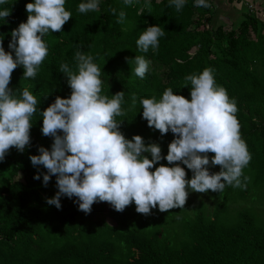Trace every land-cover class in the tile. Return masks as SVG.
Segmentation results:
<instances>
[{
	"label": "trees",
	"instance_id": "obj_1",
	"mask_svg": "<svg viewBox=\"0 0 264 264\" xmlns=\"http://www.w3.org/2000/svg\"><path fill=\"white\" fill-rule=\"evenodd\" d=\"M31 2L34 0H7L0 5V10L11 9L6 20L0 19V39L6 52L11 51V32L26 22L25 5ZM82 2L87 0H66L65 8L72 18L62 32L50 31L44 36L48 55L36 78L23 79L22 66L11 76L9 88L17 96L28 88L38 104L30 146L23 153L11 148L0 162V264H264L262 10L252 4L251 9L235 10L238 16L225 31L222 26L205 28V24H212V17L205 18L208 9L196 7L195 0H186L180 11L170 6V0H149L151 9L144 7L142 15L137 13L145 0H135L131 6L124 0H99L98 10L80 13L77 9ZM111 9H116V15ZM121 11L126 14L122 24L117 23ZM153 25L164 30L159 47L155 52H141L136 41ZM77 51L90 54L100 68L103 95L111 98L124 91L121 107L125 115L116 118L123 121L120 131L124 136L131 139L140 135L146 145L159 144L163 157L175 136L171 131L162 136L148 127L140 99L154 96L159 100L165 89L172 88L174 94L190 100L191 84L187 82L185 87L184 78L212 68L216 85L224 87L236 101L241 138L252 157L242 170V186L226 184L218 193L209 190L204 194L211 198L210 204L191 199L189 189L183 209L160 212L157 206L150 215L137 213L134 202L123 212L112 206L106 210L107 202H96L89 214L79 210L76 197L62 196L60 209L47 204V198L58 191L56 177L52 176L45 187L43 174L47 170L34 166L30 156L39 155L40 146L51 150L53 138L42 134L40 111L57 96L70 97L67 78L59 67L67 63L76 71ZM135 56L151 61L143 79L134 73ZM145 155L151 159L150 153ZM208 155L211 159L214 154ZM161 164L175 166L162 159L151 170ZM180 166L190 180L191 170L182 163ZM219 171L220 166H209L210 173ZM19 173L23 181L15 180ZM37 174L39 180L34 179Z\"/></svg>",
	"mask_w": 264,
	"mask_h": 264
},
{
	"label": "clouds",
	"instance_id": "obj_2",
	"mask_svg": "<svg viewBox=\"0 0 264 264\" xmlns=\"http://www.w3.org/2000/svg\"><path fill=\"white\" fill-rule=\"evenodd\" d=\"M134 0H124L133 5ZM7 0H0V5ZM66 0H34L25 5L26 22H21L11 32L6 52L0 39V162L4 161L11 148L23 153L31 144L32 118L37 113V96L24 88L20 96L9 88L13 71L22 66L23 79H35L37 71L48 55L44 36L62 32L63 26L72 18L65 8ZM186 0H170V6L182 10ZM196 7L210 8L207 0H195ZM145 4L138 11L143 14ZM99 8V0H87L78 5L77 11L87 13ZM116 15V9H111ZM11 9L0 10V19L6 20ZM126 14L119 12L117 23L124 22ZM164 35L158 25L142 31L137 47L147 53L159 47V38ZM14 52V56H13ZM76 71L67 63H61L59 72L67 78L71 89L69 98L57 96L55 101L40 114L42 134L52 137L51 150L40 146L39 155L30 156L34 166H43V185L46 187L52 176L56 177L58 191L47 198V204L61 208V197H76L78 208L89 214L96 202H107L117 212L133 202L136 212L150 215L151 210L160 212L183 209L189 195L194 192H222L225 185L241 187L242 170L251 161L246 142L241 138L240 124L236 118V101L230 99L227 90L216 85L214 70L206 67L200 74H191L184 79L190 82V97L174 94L172 88L164 90L159 100L156 97L141 98L142 118L148 127L161 135L169 131L175 138L168 145L166 157L161 155L159 144L146 145L143 137L134 135L127 139L120 131L125 115L121 105L124 91L109 98L102 94L101 70L90 54L75 53ZM134 73L143 79L148 73L150 60L135 56ZM133 105L136 97H132ZM62 133V134H61ZM145 153H150L151 159ZM209 153L214 154L211 159ZM166 159L169 167L161 164ZM179 162V163H177ZM187 169L193 173L186 179ZM220 166V171L210 173L209 166ZM40 174L34 176L39 180ZM245 180L248 177L244 178ZM246 187V185H244Z\"/></svg>",
	"mask_w": 264,
	"mask_h": 264
},
{
	"label": "crops",
	"instance_id": "obj_3",
	"mask_svg": "<svg viewBox=\"0 0 264 264\" xmlns=\"http://www.w3.org/2000/svg\"><path fill=\"white\" fill-rule=\"evenodd\" d=\"M211 1V8L205 9V18L212 17L210 25L205 24V28L208 29L213 27L212 29H216L218 26H222L225 31H229L232 26V19H236L238 16L236 14L237 9L241 7L242 4H238L240 0H208ZM245 1L248 4H252L258 6L259 9L262 10L264 15V0H241ZM213 7V8H212ZM233 15V18H232ZM218 20H223L225 24L218 23ZM194 27V25H192ZM191 26V27H192Z\"/></svg>",
	"mask_w": 264,
	"mask_h": 264
},
{
	"label": "rangeland",
	"instance_id": "obj_4",
	"mask_svg": "<svg viewBox=\"0 0 264 264\" xmlns=\"http://www.w3.org/2000/svg\"><path fill=\"white\" fill-rule=\"evenodd\" d=\"M135 1V0H134ZM149 1V0H148ZM159 1V0H158ZM239 4V3H238ZM241 7L239 8V10H242V11H245L247 9V2L245 1H241L240 2ZM232 18H233V15H232ZM218 23H221V24H225V22L223 20H218ZM195 27V26H194ZM193 28V26L191 27ZM15 180H19V181H23V175L21 173H19L18 175H16L15 177ZM191 199H193L194 201H205L206 203L210 204L209 200L211 199L210 197H208L206 194L204 193H199V192H194V191H191ZM111 208V205L108 203L107 205H105V209H110ZM107 222L110 224V225H113V222L112 220H109L107 219Z\"/></svg>",
	"mask_w": 264,
	"mask_h": 264
},
{
	"label": "built area",
	"instance_id": "obj_5",
	"mask_svg": "<svg viewBox=\"0 0 264 264\" xmlns=\"http://www.w3.org/2000/svg\"><path fill=\"white\" fill-rule=\"evenodd\" d=\"M247 7H248L249 9H251V8H252V5H251V4H247Z\"/></svg>",
	"mask_w": 264,
	"mask_h": 264
}]
</instances>
